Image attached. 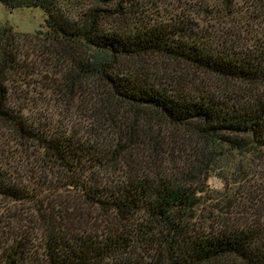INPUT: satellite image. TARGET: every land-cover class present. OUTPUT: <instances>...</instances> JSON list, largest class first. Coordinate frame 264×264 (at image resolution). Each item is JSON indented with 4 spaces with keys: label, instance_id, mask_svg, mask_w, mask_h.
Segmentation results:
<instances>
[{
    "label": "trees",
    "instance_id": "1",
    "mask_svg": "<svg viewBox=\"0 0 264 264\" xmlns=\"http://www.w3.org/2000/svg\"><path fill=\"white\" fill-rule=\"evenodd\" d=\"M0 2L46 15L0 25V199L34 210L0 223V264H264L262 207L199 215L213 171L264 161V31L225 29L235 0ZM31 156L98 214L60 211L46 177L13 169Z\"/></svg>",
    "mask_w": 264,
    "mask_h": 264
},
{
    "label": "rangeland",
    "instance_id": "2",
    "mask_svg": "<svg viewBox=\"0 0 264 264\" xmlns=\"http://www.w3.org/2000/svg\"><path fill=\"white\" fill-rule=\"evenodd\" d=\"M261 1L264 2V0H235V9L239 15L236 16V18H231L230 20L228 19V21H226L227 25L225 29L227 30V28L233 27L242 32L243 35L249 33L252 39H255L264 31V20L262 19V16H260L259 18V16L256 15V11L258 13H262L258 11L259 7H262ZM45 16L46 15L44 10L40 7H21L14 10H9L0 2V25L4 24L12 26L14 30L18 32L33 34L36 30L43 29ZM34 86L35 85L32 83L31 89ZM36 90L41 91L39 88H36ZM52 103L53 102L47 103V106L51 110V114H54L53 111H55V107L51 105ZM77 114L80 113L76 111L74 115L75 120L86 123V120L83 119L82 114L81 117ZM80 127L85 128L86 126L81 124ZM170 148L171 145L168 147V149ZM154 152L155 150H152V154ZM140 155H145L147 156V158H141L139 160V164L148 168L149 162L147 159L151 158L150 151H145ZM255 158L256 159H254L253 157L250 158V160H252V164L246 169V171H243L241 175L239 172H234L235 170L224 172L221 176H218V174H216L218 170H215L209 175L206 182L204 183L206 186L205 190L199 192V194L203 195V202L201 203L199 208V215H201V217L210 216L212 220H215V223L216 216L219 214V208L222 206L224 201L234 202V209L240 210L239 214L237 212H235L236 215L232 213L231 215L233 216H231V219H235L236 216H239L240 218L242 217L241 219L245 220L249 218L243 217L244 215L248 214L244 213L246 210L255 211V209H259V206L264 209V161L260 160V158H258V160L257 157ZM177 159L178 157L171 160L170 167H168L169 170L172 167L173 169H175V166L178 165L181 167L182 162ZM21 162L22 160L17 159V163H14L12 166L13 169H17L21 172L27 173V170L32 168L34 169V173L38 178L40 177L38 175L46 177V179H48L51 183V186L57 187L59 189V191H54L55 193H53L54 195L61 196L59 200H64L62 202H60L59 200L55 202V205L60 209V211H64L65 209H67L68 212H71L76 207L79 215L82 212L89 213V217H91V220L95 215L98 214V211H96L94 207H90L86 204L83 206V203L79 202V198L75 196L72 188L69 190V188L62 187V185L65 186V184L63 183L65 180L64 177L62 178L61 176H57L56 174H46V171L38 168V162L34 159L33 156H31L26 161L28 167H25V162H23L24 164H22ZM21 165H24L23 167H21L22 169H20ZM223 166L225 171L233 168V164L228 162L224 163ZM175 170L170 171V173H173ZM110 172L111 171H108L107 173L104 172L102 173V176L106 177L108 175L110 177V175H112V173ZM24 177L26 178V175H24ZM239 179L241 182V187L238 193L234 194L236 188L233 187L237 186ZM42 180H44L43 177ZM41 202L46 204V200ZM43 203L42 206H44ZM29 204L32 205L28 202H14L9 198L0 199L1 229H7L8 225H31V221L33 220L30 219V215L34 210L29 207ZM38 215L39 214H34V216L39 218ZM205 220L206 217L202 220H198V222H202ZM212 220L208 219L207 221L212 224ZM12 229L15 228H11V230ZM33 232V234L37 237H39L41 233L39 231Z\"/></svg>",
    "mask_w": 264,
    "mask_h": 264
}]
</instances>
